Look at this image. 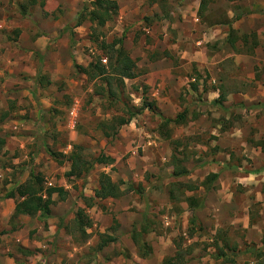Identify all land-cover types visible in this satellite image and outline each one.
Masks as SVG:
<instances>
[{"label": "rangeland", "instance_id": "obj_1", "mask_svg": "<svg viewBox=\"0 0 264 264\" xmlns=\"http://www.w3.org/2000/svg\"><path fill=\"white\" fill-rule=\"evenodd\" d=\"M85 1L82 0L81 4ZM139 1H142L143 9L129 6L134 4V0H122V5L126 10L128 8V16L122 17L124 9L121 19L117 13L115 18L96 31L98 41L121 39L122 47L136 63L137 76L123 80L126 98L122 101L113 104L105 101L97 95L100 82L89 81L81 72L80 69L96 58H100L101 64H105L101 61L105 59L90 41L89 24L73 27L75 17L65 26L64 32L57 30L55 38H67L66 41L31 52L29 57L24 56L18 61H0V117L5 113L0 120V195L12 191L4 188L8 180L5 176L18 183L26 173L25 179L30 173H38L43 178V186L49 182L55 187H63L66 192L63 201L52 196V214L47 219L35 218L41 229L46 228L48 220L62 232L52 241L35 237L43 240L46 249H33L34 254L39 256L34 264H163V260L172 255L175 244L189 250V264H225L226 258L232 259L234 264H261L264 261L261 256L264 253V236L259 238L254 230L245 234L240 222H232L234 216L241 218L247 198H254V191L242 186L245 182L237 184V178L246 176L251 162L242 154L244 147L240 142L261 139V146L264 144V128L257 122L260 112L248 107L228 110L220 104L212 107L213 110L196 109L194 102L198 94H190V84H194L190 78H194L196 84L208 87L205 64L185 58L195 47L181 37H188L187 30L171 31L166 21L161 20L163 13L172 7L167 4L168 0ZM172 2L175 7L179 6L175 4L179 0ZM226 2L235 9L234 13H241L239 5L245 0ZM33 3L34 0H0V19L6 17V20H12V12L19 13L21 7L23 14H28L26 20L32 23L37 17ZM152 4H157L160 19L159 15L146 14ZM39 6L41 9L45 6L42 0ZM58 13L60 10L56 8L46 20L45 29ZM28 26L30 24H24L21 28L37 30ZM227 32L224 30L220 46L209 42L205 44L207 51L216 52L214 68L218 70L219 78L216 85L223 92L245 91L254 87L253 80H260V75L264 74L260 55L263 47H257V54L248 56L252 52L254 36H244L240 31L234 38L237 40V51L241 52L234 53L226 43ZM10 35L13 36L12 32ZM243 36L245 38L242 39ZM184 50L187 52L185 55ZM156 61L162 69L168 70L167 75L169 73V76L186 81L173 90L175 96L172 98L169 79L164 77L163 80L162 93L171 97V106L176 105L170 107L167 114L185 110V122L192 121L189 132L176 138L172 137L178 133V127L171 124L161 126L159 109L152 96L158 89L157 83L151 87L143 84L142 75L148 71V65ZM37 75L42 78L41 85L34 82ZM122 102L140 110L130 120L134 128L129 122L118 128L116 134L103 137L100 123L121 115ZM150 102L154 104L152 112L141 109L143 103ZM226 112L229 114L227 120L224 119ZM254 112L257 118L252 115ZM10 122L16 123L15 128H10ZM234 128L237 136L231 137L229 133ZM3 131L10 133H6V139L2 138ZM165 133L171 134L169 137L177 144L172 146L170 140L163 139ZM72 145L80 147L85 160L93 161L98 155H103L111 158L112 164L94 163L85 177L67 179L64 176L69 168L66 156ZM47 150L56 154L57 159L47 155ZM171 150L189 170L187 177L177 180L170 177L169 160L164 159V155ZM34 155H38L39 160L34 161ZM99 173H105L111 181L120 183L123 194L119 198H92ZM209 173L217 174L209 191L198 188L194 193L183 192L184 197L194 195L199 201L190 220L186 202L182 199L167 200L168 184L178 181L199 185ZM259 180V176L250 179V185ZM175 195L178 193L175 192ZM89 197L92 200L88 207L85 199ZM258 208L256 204L248 207L249 223ZM78 210L89 221V226L83 230L78 229L74 222ZM9 222L15 226L18 220L12 218ZM132 231L144 246L137 248L132 244ZM106 237L112 241L97 249L100 240ZM145 247H149V253L141 258L139 254L144 252Z\"/></svg>", "mask_w": 264, "mask_h": 264}, {"label": "crops", "instance_id": "obj_2", "mask_svg": "<svg viewBox=\"0 0 264 264\" xmlns=\"http://www.w3.org/2000/svg\"><path fill=\"white\" fill-rule=\"evenodd\" d=\"M81 1L82 0H42L45 6L41 9L39 8L40 7L39 4L41 0H34V3L32 4V8L35 14H37V17L35 21H32V23L26 20L25 16H27L28 14L27 13L23 14L21 7H19L20 8L19 13L18 11L12 12L13 13L12 20H6V17H1L0 61L8 62V63L18 61L20 59H23L24 56L29 57L31 52H35L40 49H45L46 46L47 47H53L54 45L56 46V42L59 43V41H64V40L66 41L67 38L60 40L55 38L58 35L57 30H59V32L61 30H63V32L65 31L66 28L65 26L68 25L69 21L72 20L77 15L79 9L81 8L82 6ZM86 1L88 2L91 0H86ZM115 2L117 5L116 16L117 13H118V18L120 19L122 17L124 18V16L125 17L128 16V12H129L127 11L128 8L126 10V7L122 5L123 4L122 0H115ZM141 2L142 1L138 0L137 2V0H134V4L129 6L133 8L134 7L140 8ZM253 2L254 4H252ZM36 3H38V5ZM199 3L200 0H179L178 4L175 3L176 5L179 6L175 7L174 2H172V0H168L167 4H170L172 7H170L171 9L169 8L167 12L165 13L162 12L164 14L163 18H161V15H159L160 11L159 8L157 7V4H152V6L148 8L149 12H147L146 14L148 16L152 14L159 15L160 16L159 19L161 18L162 21H166V26H169L171 31L176 29L178 33V30L180 28L183 29V31L187 30L186 35L188 37L186 36H181V37L183 38L185 37L187 40L193 43L195 47L194 49L190 50V52L188 53L186 52L187 54L185 53V50L183 51L184 55L186 54L185 58L188 59L190 62L196 60V62H201L205 64V68L207 70L206 74L208 76V83H207L208 87H202L196 84V80L194 78H190V81L194 82V84L192 83L194 85V88L193 89L190 88L191 91L190 94L193 95L195 93L198 94V97L194 102L196 109L200 107V108H207V110H213L212 107L220 104L223 105L228 110L235 108L238 109L243 107L244 108L248 107V109L259 110L260 115L258 117L257 122L262 124V129H263L264 128V74L260 75V80L258 81L253 80L255 86L254 87L252 86V88H249L248 90L245 91L229 90L228 92L221 91V87L216 85L219 83V78L217 75L218 70L214 68L216 63L214 60V56L216 52L207 51L208 46H206L205 44L209 42L211 44H215V43L216 45L219 44L218 46H220L221 45L220 39L225 35L224 30L226 31H228L229 29L233 30L234 34L243 31L241 34H243L244 36L249 34L254 36V39L252 40L253 43L251 44L252 52H250L249 54L247 53L244 54H247L248 56H252V54H257L256 53L257 47L262 46L263 50L262 52L260 51L261 52L260 55H261V63L264 64V0H252V1L245 0V2L242 3V5H239L240 10H242L241 13H234L236 12L235 9L231 8L230 4L228 5L226 0H207V4L200 13L198 11ZM56 8L60 10V13L57 14L55 20L49 22V24L47 25V29H45L44 24L46 23V20L49 19V16L52 15L53 11ZM124 9H125V14H124ZM141 9H143V7H141ZM26 10L28 11V9ZM121 15L123 16L121 17ZM107 23L109 22H106L104 26ZM24 24H30V26L35 27L34 29L37 30L31 31L28 28L26 30L22 29L21 27ZM10 32H12L13 36L10 35ZM229 48L232 51H234V53L241 52V51H237L236 39L233 43V48H231L230 46ZM23 51L25 52L23 53ZM101 61L102 63H105V60H101ZM147 70L148 71L145 72L144 75H142L144 78L143 84L145 86H150L152 84L157 83L158 89L152 93V96L155 99L156 107L159 109L158 115L160 114L159 115L160 123H161V117L173 119L174 116L177 114V112H174L172 114H167L169 112L168 109H170V107H176L175 104H173L172 106L170 105L172 103L171 97L175 96L174 95L175 92H173V90L182 86L186 81L184 82V80L182 79L176 77L174 78L172 75L169 76V73L167 75L168 70L162 69L159 61L149 64ZM164 77H166L167 80L169 79V84L172 90V93H170L171 97L168 94H166L168 98L165 96L164 93H162V90L164 88L163 87ZM220 93L223 96V99L217 103L215 100L217 99ZM177 109L180 108L178 107ZM227 112L224 118L225 120H227L229 116ZM255 114L257 113L254 112L252 115H254V117L257 118ZM5 121L6 120H4V123ZM190 123H192V121L185 122L184 120V123L178 126H174V127H178L179 130L176 128L178 133H176V136H173L172 138H176L177 136H179V134L180 136H182L181 133L187 134L189 132L188 129ZM129 125L132 128H134L133 122H130ZM9 126L10 128L13 127L15 128L16 123L10 122ZM135 130H139V129H135ZM231 131L233 132H230L229 136L231 137L237 136V134L235 135L234 133L236 131V128L232 129ZM139 132L141 134V131ZM6 133L10 134L9 131H3L2 138L6 139ZM166 134L167 133H165V135ZM260 134H261V130L258 131V136H260ZM157 135L159 136V134ZM169 136H171V134L168 135V138L164 136L163 139L173 141ZM239 137L240 136L238 135V138ZM146 143L148 144L149 141H147ZM240 143L244 147L242 154L246 159L250 160L251 162L250 164H248V167L246 169V173H247L246 176H244L243 178L238 177L237 180L239 181L237 184L242 185L245 182V185L242 186L244 187L246 186L245 187L246 189H251L252 191H254V198L251 200L250 198H247L246 200L247 202L245 204V208L243 209L244 212L243 214H241V218H236L234 216L232 217V222L233 223L240 222V228L245 231L244 232L245 234H247L251 230H254V232L258 233L260 238L261 236H264V199L260 192L261 184L264 181V144L263 146H261V139H256V140L252 139V141L249 139H245L242 140V142ZM172 153L174 155V152L172 150L171 152L169 151L168 154L164 155V159L168 161ZM35 160H39L38 155H34V161ZM182 166L188 171L189 174V170L184 165ZM168 169L170 170V171L168 170L170 174L171 166H169ZM257 176L260 177V180L256 184L252 182L253 185L251 186L250 179H254V177L257 178ZM5 177L8 179L6 181V186H4L5 190L6 191L13 190L17 185L24 182V179L27 177V173L22 177L21 180L18 181V183L10 181V178H8V176ZM0 178H2L1 170H0ZM171 178L177 180L178 178L181 177L178 178L171 177ZM185 185H189V183L187 182L185 183ZM195 186L197 187L196 190L198 188H201L198 185ZM44 187L46 188V187H55V186L47 182L44 183ZM60 188L64 191L63 187ZM195 191H192L190 193H194ZM186 192L189 191H184V193ZM4 194L0 195V197L2 198L0 200V264H34L35 260L39 258V256L38 254H34L33 249L36 247H40L42 248V250L46 249V246L43 245V240H40L39 238H35V237L39 236L40 238L46 239V241H52L54 238L56 239L57 236L61 235L62 230L60 228L59 229L55 228L52 224H50V221L48 220H46L45 222L46 228L44 227L41 229L39 221L35 218L39 217L40 219H44V220L47 218H42L38 216V214L31 216L34 217L33 219H31V217L26 215H19L15 217L18 220V223L15 226H12L9 220L13 212L15 199L3 198ZM52 196H55L58 199L56 195L53 194ZM52 196L50 199L53 201L54 198ZM65 196H66V192L64 195V199ZM251 204H256L258 205L259 208L258 211L254 214V217L251 220L252 222L249 223L248 207ZM52 205L53 203L49 207L50 209L49 215L52 214L51 212Z\"/></svg>", "mask_w": 264, "mask_h": 264}, {"label": "trees", "instance_id": "obj_3", "mask_svg": "<svg viewBox=\"0 0 264 264\" xmlns=\"http://www.w3.org/2000/svg\"><path fill=\"white\" fill-rule=\"evenodd\" d=\"M207 4V0H200L199 9L201 11L204 9ZM117 12V5L115 0H91L85 1L81 8L79 9L77 15L74 18L73 27L79 26L83 23H88L89 27V38L92 43H94L98 50L101 52L102 56L105 59V64H101L100 58H96L93 62L87 64L84 69H80L83 75L89 81H99V91L97 95L101 98H105V101L118 102L126 98L124 96L123 90V80H131L137 76L135 61L132 60L127 51L122 47L121 39H113L110 42H104L103 40L98 41L96 31L101 29L106 22H110ZM233 30H228L226 36V43L233 48V43L236 39L234 38ZM245 38L244 36L242 39ZM37 85L42 84V78L39 75L36 76L35 81ZM47 83V81H45ZM190 88L193 89L194 85L190 84ZM223 99L221 93L218 95L215 100L217 103ZM154 104L143 103L141 109L148 110L152 112ZM140 110L133 109L132 106L127 103H121V115L113 116L110 119H107L105 122L100 123L99 128L101 129L102 136L107 138L110 135L116 134V131L121 126H124L130 122L136 115H138ZM185 110L177 113L173 119L161 117V126L165 127L167 124L172 126H178L184 123ZM5 117L3 113L0 117L2 120ZM168 138V134H164L162 137ZM175 141H171V145H176ZM46 153L53 159H57V155L46 151ZM61 156V155H60ZM66 160L69 164L68 171L64 173V176L68 179L73 178H83L91 170L93 164H102L110 165L112 159L103 155H98L93 161L85 160L81 153L80 147L72 145L71 150L66 156ZM169 166H171L170 176L173 178L184 177L188 175V171L181 165V161L176 159L173 153L169 158ZM217 179L216 173H209L204 177V179L199 183V187L203 189L204 192L210 190L212 183ZM120 183L113 182L110 180L108 175L105 173H99L96 181V188L93 191L92 198L105 200V199H117L123 194V190L120 189ZM196 186L194 185H185L181 182H171L168 184L167 188V197L170 202L175 201L176 199H182L186 202L187 209L190 211V220H192L194 208L198 206V199L193 197H184V191H195ZM175 192L178 195H175ZM262 197L264 199V181L261 184L260 190ZM56 195L59 200L64 199L65 192L61 188L57 187H44L43 178L40 174L30 173L28 178L24 180L23 183L17 185L12 191L4 194L3 198L15 199L13 212L10 216V219L15 218L19 215L38 216L42 218H47L50 213V205L53 201L50 199L52 195ZM91 197L85 199L88 203L86 206H91L90 201ZM74 222L78 229L83 230L89 226V221L84 216L81 210L76 211ZM112 239L106 237L101 239L98 244L97 249L104 247L108 242H111ZM130 241L132 244L139 248L144 246L143 242L139 240L138 235L133 231L130 234ZM174 251L171 256L166 257L163 260V264H189L187 255L189 254L188 249H183L179 244H175ZM149 247H145L144 252H140L139 256L143 258L148 255ZM223 256V254H221ZM264 257V253L261 254ZM225 264H234L232 259H225ZM264 264V261L263 263Z\"/></svg>", "mask_w": 264, "mask_h": 264}]
</instances>
